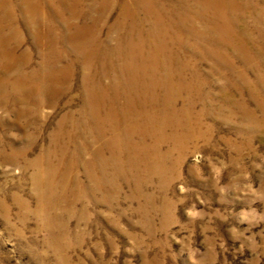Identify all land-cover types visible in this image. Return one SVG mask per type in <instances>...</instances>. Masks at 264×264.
<instances>
[{"label":"rangeland","instance_id":"rangeland-1","mask_svg":"<svg viewBox=\"0 0 264 264\" xmlns=\"http://www.w3.org/2000/svg\"><path fill=\"white\" fill-rule=\"evenodd\" d=\"M68 2L75 0H0L7 38L0 61L14 46L32 58L0 72V264H264V38L255 30L262 25L245 19L254 47L263 45L251 62L229 54L227 66L184 51L205 81L193 93L191 113L201 122L193 138L171 137L168 123L155 137H133L157 150L98 152L99 132L83 122L80 59L54 86L53 104L37 91L24 101L13 85L43 59L32 33L38 20L69 34L60 20L70 17ZM91 3L70 6L106 12L95 15ZM114 3L96 33L108 60L131 42L123 38L130 18L122 40L111 37L122 0ZM258 5L264 10V1ZM68 43L52 47L71 53ZM117 47L115 56L109 49Z\"/></svg>","mask_w":264,"mask_h":264},{"label":"bare ground","instance_id":"bare-ground-1","mask_svg":"<svg viewBox=\"0 0 264 264\" xmlns=\"http://www.w3.org/2000/svg\"><path fill=\"white\" fill-rule=\"evenodd\" d=\"M63 1L59 0L61 4ZM91 1L95 15L106 12L98 17L81 14L70 6L79 0L68 2L70 17L60 19L69 31L65 38L61 32L56 34L52 27H44L41 19L37 21L32 33L37 47H42L43 59L33 68L32 74L20 71L13 85L22 91L21 96L26 95L21 98L24 101L37 91L53 104L54 97L60 93L54 86L62 74H71L75 59H80L84 72L81 85L85 100L83 122L93 125L99 132L97 138L101 140V146L98 152L157 150L158 147L153 145L151 148L146 142L133 143V137L138 134L143 139L155 137L165 131L168 123H171V137L193 138L196 135L201 122L191 113L193 93L205 81L184 51L197 53L201 58L212 56L218 62L223 60L227 66L232 64L227 59L229 54L240 55L251 62L255 55L263 53V45L254 47L255 35L245 21L246 17H251L260 23L262 26L256 27V34L264 38V10L259 7L258 0H122L119 4L121 13L111 25V37L121 41L120 28L124 29L122 27L130 18L132 21L125 26L127 35L123 38L129 36L131 42H124L127 45L121 57L115 54L120 47L117 50L108 48L116 56L108 60L99 55L106 45L96 33L104 29L106 20L102 14L110 13L115 3L114 0ZM146 21L148 27L141 24ZM6 41L7 38L0 37L1 46H5ZM56 42H69L71 53L55 50ZM3 50L0 72L19 71L24 65L31 64L32 58L24 57L27 54L17 55L16 46ZM2 84L0 76V87ZM200 95L197 93V97ZM179 97L184 102L181 108L176 102ZM111 133L115 135L113 138Z\"/></svg>","mask_w":264,"mask_h":264}]
</instances>
